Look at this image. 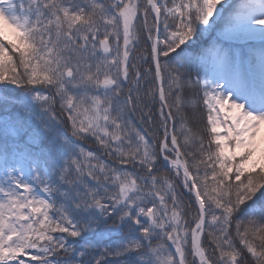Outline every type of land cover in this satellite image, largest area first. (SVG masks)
Returning a JSON list of instances; mask_svg holds the SVG:
<instances>
[{
	"label": "snow or ice",
	"instance_id": "snow-or-ice-1",
	"mask_svg": "<svg viewBox=\"0 0 264 264\" xmlns=\"http://www.w3.org/2000/svg\"><path fill=\"white\" fill-rule=\"evenodd\" d=\"M0 264H264V0H0Z\"/></svg>",
	"mask_w": 264,
	"mask_h": 264
},
{
	"label": "trees",
	"instance_id": "trees-1",
	"mask_svg": "<svg viewBox=\"0 0 264 264\" xmlns=\"http://www.w3.org/2000/svg\"><path fill=\"white\" fill-rule=\"evenodd\" d=\"M20 91L21 90H16L15 94L16 95H20ZM152 110H153V121H154V124L152 126H148V125H142V126L143 127H149L150 133L158 136L159 133L156 132V128H158V126H159V120L157 119L155 106H153ZM189 125L193 129V134H194L195 137L203 136L205 138V140H207V133L205 131L206 117L203 115V113H201L199 118H197L195 120H193L191 115H190L189 116ZM177 127H179V125H177Z\"/></svg>",
	"mask_w": 264,
	"mask_h": 264
}]
</instances>
